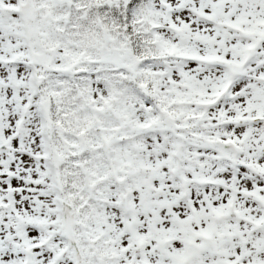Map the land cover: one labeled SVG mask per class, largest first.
Returning <instances> with one entry per match:
<instances>
[{"label":"snow or ice","instance_id":"obj_1","mask_svg":"<svg viewBox=\"0 0 264 264\" xmlns=\"http://www.w3.org/2000/svg\"><path fill=\"white\" fill-rule=\"evenodd\" d=\"M0 264H264V0H0Z\"/></svg>","mask_w":264,"mask_h":264}]
</instances>
